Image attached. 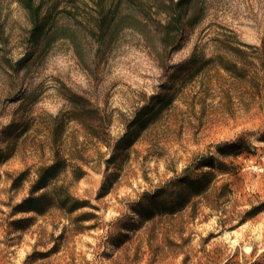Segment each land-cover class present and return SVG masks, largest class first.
<instances>
[{
    "label": "rangeland",
    "instance_id": "rangeland-1",
    "mask_svg": "<svg viewBox=\"0 0 264 264\" xmlns=\"http://www.w3.org/2000/svg\"><path fill=\"white\" fill-rule=\"evenodd\" d=\"M118 1L32 0L48 18L50 41L17 75L9 64L28 46L30 10L27 0H0V129L15 121L25 130L0 167V264H264V0H196L202 16L163 66L137 13H149L157 0H121L122 22L98 45L90 22ZM74 94L110 120L115 138L151 96L164 104L130 150L122 179L100 200L105 165L98 150L107 149L86 132L96 122L85 129L69 119ZM55 125L63 149L78 146L91 162L73 187L90 205L69 220L59 210L14 213L37 165L49 158ZM224 142L238 143L225 159L216 149ZM210 156L226 169L214 170L217 180L196 210L150 223L119 220L139 193L198 174L195 164ZM26 169L27 179L11 189V178ZM223 183L228 189L218 197ZM83 212L92 219H73Z\"/></svg>",
    "mask_w": 264,
    "mask_h": 264
},
{
    "label": "trees",
    "instance_id": "trees-1",
    "mask_svg": "<svg viewBox=\"0 0 264 264\" xmlns=\"http://www.w3.org/2000/svg\"><path fill=\"white\" fill-rule=\"evenodd\" d=\"M156 4L149 7V13L138 12V19L145 28L141 32L154 47L155 59L161 66L168 60L172 53L179 50L186 38L187 27H193L202 16L201 8H198L196 0H157ZM121 0L108 7L105 12H98L90 22L92 33L97 37L98 45L110 38L111 32L122 22L120 10ZM26 6L30 10V23L26 41L27 48L23 55L9 64L13 73L19 75L31 63L36 49L48 44V18L41 17L39 6H34L32 0H27ZM163 14L164 18H156ZM4 31L0 25V40L5 41ZM72 104L74 110L69 119L83 123L86 129L88 121L96 122L91 132L87 130L97 142L105 146L107 151L98 150L100 161L105 165L104 179L96 199L100 200L122 179V168L129 158L132 147L153 128L159 121L164 104L158 105L156 96L137 108L132 118L124 125L123 132L118 137H111L107 131L110 120L94 114L93 109L88 108L83 96L74 94ZM17 122L11 121L0 129V167L17 151V141L25 130H19ZM16 133V134H15ZM59 129L55 125L50 132L49 158L41 161L34 170V177L29 181L28 191L19 202L12 205L14 213H35L45 215L51 210H59L68 220L76 211L89 206L88 200L78 197L74 191V184L86 174L84 167H89L87 160L78 146L63 149L59 144ZM235 142H224L216 146L218 154L223 158L232 153L231 148L237 146ZM226 162L222 159L216 162L213 156L205 158L195 164L198 174H183L169 178L154 190H144L138 196L127 203L129 214L122 215L121 219H133L137 217L141 223L153 222L156 218L175 216L187 207L196 210V199L205 198L217 180L214 170H224ZM207 167V169H204ZM9 174V173H7ZM29 174L28 169L17 173L11 178L10 188L21 185ZM217 196L224 195L228 184L223 183L218 187ZM204 204L211 209H216L212 201L206 200ZM194 206V207H193ZM90 212H83L73 218L77 222L92 219ZM125 225L117 226L119 235ZM126 234V232H124Z\"/></svg>",
    "mask_w": 264,
    "mask_h": 264
}]
</instances>
